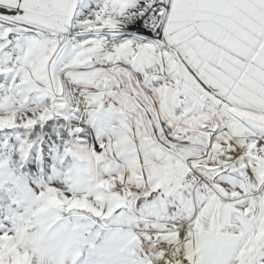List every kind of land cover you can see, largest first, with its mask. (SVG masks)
Instances as JSON below:
<instances>
[{"label": "snow or ice", "instance_id": "snow-or-ice-1", "mask_svg": "<svg viewBox=\"0 0 264 264\" xmlns=\"http://www.w3.org/2000/svg\"><path fill=\"white\" fill-rule=\"evenodd\" d=\"M0 264H264V0H0Z\"/></svg>", "mask_w": 264, "mask_h": 264}]
</instances>
